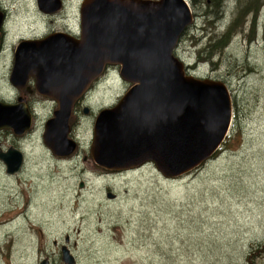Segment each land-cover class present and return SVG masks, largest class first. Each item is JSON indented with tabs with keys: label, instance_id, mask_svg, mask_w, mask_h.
I'll return each instance as SVG.
<instances>
[{
	"label": "rangeland",
	"instance_id": "374dc122",
	"mask_svg": "<svg viewBox=\"0 0 264 264\" xmlns=\"http://www.w3.org/2000/svg\"><path fill=\"white\" fill-rule=\"evenodd\" d=\"M1 1L11 11L8 45L20 37H41L53 27L41 23L35 0ZM79 3L67 4L71 18ZM235 3L227 0L220 31L234 20ZM191 10L194 22L181 36L175 55L188 74L220 80L229 90L233 114L220 150L175 179L163 177L151 164L121 176L98 177L90 158L93 119L130 86L111 75L88 99L91 115L80 119L88 159L84 149L62 167V174L36 146L49 111L39 108L24 175L8 179L0 169V264H38L39 248L48 251L53 238L63 240L66 234L78 264H264L261 250L248 259L251 251L264 247V5L254 30L249 15L213 65L204 61L191 66L197 49L207 43L202 9ZM39 171L54 178L55 202L48 206L40 204L44 194L35 196ZM69 173L72 178L64 180ZM58 254L53 256L56 264H63Z\"/></svg>",
	"mask_w": 264,
	"mask_h": 264
},
{
	"label": "water",
	"instance_id": "95a60500",
	"mask_svg": "<svg viewBox=\"0 0 264 264\" xmlns=\"http://www.w3.org/2000/svg\"><path fill=\"white\" fill-rule=\"evenodd\" d=\"M79 15L80 39L55 34L22 40L17 47L38 56L34 64L17 63L14 79L24 65V76L31 72L38 79L37 90L59 104L46 123L45 140L56 146L66 143L68 152L74 151L76 141L68 137L73 104L111 65L130 87L114 106L95 116L90 154L97 165L122 171L151 162L163 177L178 178L212 157L228 135L232 101L224 82L188 74L175 55L180 37L195 19L188 1L83 0ZM10 109L0 103V127L27 130L29 116ZM10 155L7 172L16 173L22 154ZM62 260L76 264L65 245Z\"/></svg>",
	"mask_w": 264,
	"mask_h": 264
},
{
	"label": "flooded vegetation",
	"instance_id": "af4514ba",
	"mask_svg": "<svg viewBox=\"0 0 264 264\" xmlns=\"http://www.w3.org/2000/svg\"><path fill=\"white\" fill-rule=\"evenodd\" d=\"M82 1L83 0H80V3L78 5L77 14L75 15V17L71 18L66 11L67 4H69L71 0H35L37 13L39 17L41 16V23L48 22L49 24H52L53 27H48L47 31L41 37H20V39L15 44L8 45L6 43V39L9 33L8 24L11 16V11L6 8V6L4 5V1L0 0V103L8 105L11 108V113L22 112L23 115H27L30 118L29 128L21 133L15 132L13 128L0 127V169H3L4 175L8 179L17 178L18 176L24 175L28 154V152L26 151V147L31 141L28 140V138L31 137L34 133V123L37 117L36 111L39 108H48L49 111L48 116L42 123L39 133L38 145L36 146L40 147L42 157L46 159V155H48L52 162H54L56 166L58 165V168L62 170L61 173L63 174L62 167L65 166V164H69L72 160H74V158H79L80 154L84 153L86 150L81 143L82 137L80 135L79 128L80 119L83 117V115L89 116L92 112L91 108L88 106V99L94 96V93L97 90L102 79L109 78L111 75H116V77L119 78V68L117 66L106 65L101 75L98 76L91 83L88 89L75 100L68 120V137L76 141V147L74 151L69 153L68 145L66 143L57 144L59 146L61 145L59 147L56 146V144H54L52 141L45 140L46 123L54 116L55 112L59 108V104L54 96L42 94L37 90L36 84L38 79L36 76L32 75L31 72H28L26 77L24 76V65L21 67L18 76L14 79V67L17 63H19V65H22V62L27 61L34 64V59L36 58V56H38L35 51L18 52L17 47L22 40H40L55 34H62L66 38L80 39L82 35V28L80 23L79 10ZM117 101L114 104H116ZM46 142H51L52 146L57 147L55 151L50 148V146H48ZM15 152H20L22 154L21 166L19 171H17L16 173H8L5 162L10 158V154H14ZM87 156L88 155L86 150L85 159H88ZM90 158H92L91 154ZM148 164L153 165L151 162H146L137 168L122 171L109 170L96 164L98 170L96 172V175L98 177L105 175V177L107 178L109 176H121L128 172L138 170ZM35 169H37V167ZM38 173V180L41 182V184L38 186L36 185V188L34 189L35 196H39V193H41V195L44 194V197H42L44 198V202L40 201V204L44 203V206H48L51 204V202H55L52 194V189L54 188V178L49 173H44L41 171H39ZM72 176V173H69V175L63 176V179L69 180L72 178ZM108 187L109 185L106 187L107 190L109 189ZM39 188H41V191H39ZM115 199L116 196H114L112 200ZM12 204L15 205V202H12ZM27 205L30 206V204ZM26 206L24 208H26ZM63 245H65L72 253L70 236L68 234L63 237V240L57 239L56 237L55 239L53 238L52 246L48 247V251L45 248L42 252V249L39 248V254H42V258L40 259V261L42 259H47L50 264H53V261L56 264L57 259L53 256L57 252L59 253L58 257L60 256L62 260ZM63 264L65 263L63 262Z\"/></svg>",
	"mask_w": 264,
	"mask_h": 264
},
{
	"label": "trees",
	"instance_id": "16d2710c",
	"mask_svg": "<svg viewBox=\"0 0 264 264\" xmlns=\"http://www.w3.org/2000/svg\"><path fill=\"white\" fill-rule=\"evenodd\" d=\"M188 2L190 4L191 9H202V14L200 16L204 18V23L206 25V28L204 29V34L207 38V43L201 48L197 49L195 64L191 66H195L197 64L196 62L200 63L204 61H208L210 62V64L213 65L215 63V55L221 54L226 48L227 44L231 41L232 37L237 33H241V31L244 29L247 18H249L250 16L251 30H254L256 22L255 19L261 14V10L264 5V0H236V3L234 4L235 12H233V16L236 14L234 20L229 23L225 31H220L218 22L223 18L222 14L224 8L226 7L225 5L227 0H188ZM216 28L217 31H215ZM263 245L264 243L261 245V247ZM258 250L264 252V247L255 251H251L250 255L248 256V259L252 260L255 257L254 253Z\"/></svg>",
	"mask_w": 264,
	"mask_h": 264
},
{
	"label": "bare ground",
	"instance_id": "6f19581e",
	"mask_svg": "<svg viewBox=\"0 0 264 264\" xmlns=\"http://www.w3.org/2000/svg\"><path fill=\"white\" fill-rule=\"evenodd\" d=\"M183 34H184V33H183ZM183 34H182V35H183ZM180 38H181V37H180ZM179 41H180V40H179ZM49 264H50V262H49Z\"/></svg>",
	"mask_w": 264,
	"mask_h": 264
}]
</instances>
